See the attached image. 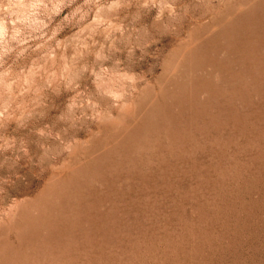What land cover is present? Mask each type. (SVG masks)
Masks as SVG:
<instances>
[{"label":"rangeland","instance_id":"rangeland-1","mask_svg":"<svg viewBox=\"0 0 264 264\" xmlns=\"http://www.w3.org/2000/svg\"><path fill=\"white\" fill-rule=\"evenodd\" d=\"M0 264H264V0H0Z\"/></svg>","mask_w":264,"mask_h":264}]
</instances>
